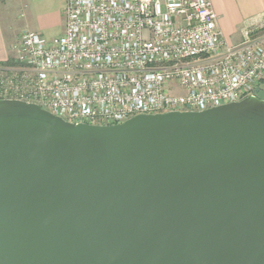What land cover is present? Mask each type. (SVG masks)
<instances>
[{
  "label": "water",
  "instance_id": "water-1",
  "mask_svg": "<svg viewBox=\"0 0 264 264\" xmlns=\"http://www.w3.org/2000/svg\"><path fill=\"white\" fill-rule=\"evenodd\" d=\"M0 264H264V100L94 125L0 99Z\"/></svg>",
  "mask_w": 264,
  "mask_h": 264
},
{
  "label": "built area",
  "instance_id": "built-area-1",
  "mask_svg": "<svg viewBox=\"0 0 264 264\" xmlns=\"http://www.w3.org/2000/svg\"><path fill=\"white\" fill-rule=\"evenodd\" d=\"M65 31H26L0 64V99L71 123L204 111L264 89V27L222 37L212 0H65Z\"/></svg>",
  "mask_w": 264,
  "mask_h": 264
},
{
  "label": "crops",
  "instance_id": "crops-1",
  "mask_svg": "<svg viewBox=\"0 0 264 264\" xmlns=\"http://www.w3.org/2000/svg\"><path fill=\"white\" fill-rule=\"evenodd\" d=\"M223 39L231 45L244 39L247 27H264V0H212ZM65 0H0V64L13 57V45L26 31L46 38L65 31Z\"/></svg>",
  "mask_w": 264,
  "mask_h": 264
},
{
  "label": "rangeland",
  "instance_id": "rangeland-1",
  "mask_svg": "<svg viewBox=\"0 0 264 264\" xmlns=\"http://www.w3.org/2000/svg\"><path fill=\"white\" fill-rule=\"evenodd\" d=\"M260 95H262L264 97V89L262 91H260Z\"/></svg>",
  "mask_w": 264,
  "mask_h": 264
},
{
  "label": "trees",
  "instance_id": "trees-1",
  "mask_svg": "<svg viewBox=\"0 0 264 264\" xmlns=\"http://www.w3.org/2000/svg\"><path fill=\"white\" fill-rule=\"evenodd\" d=\"M258 97H260L261 99L264 100V97L262 95H260V92L258 93Z\"/></svg>",
  "mask_w": 264,
  "mask_h": 264
}]
</instances>
